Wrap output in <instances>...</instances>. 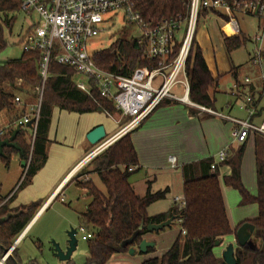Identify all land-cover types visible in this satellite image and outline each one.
Masks as SVG:
<instances>
[{"label": "trees", "instance_id": "trees-1", "mask_svg": "<svg viewBox=\"0 0 264 264\" xmlns=\"http://www.w3.org/2000/svg\"><path fill=\"white\" fill-rule=\"evenodd\" d=\"M189 3L190 0H134L135 11L145 23L150 25L166 20L183 21L187 17ZM19 6V0H0V50L7 46L3 40L4 31L12 33L15 24L14 15L19 11ZM207 12L204 10L201 15ZM247 42L248 38L240 33L232 37H223L222 44L226 54L229 55L244 47ZM93 60L100 69L126 77L136 68L147 65L144 60V47L124 33L120 34L116 42L108 48L94 53ZM40 61L39 52L22 50L19 59L0 64V112L6 113L10 121L6 133L0 135V141L9 138L15 129L13 124L18 123L28 113V108L37 103L36 89L41 85ZM186 74L189 83V100L198 106L213 109L215 98L211 90L217 86V80L211 77L195 39L191 44ZM233 75L236 80V75ZM75 76L76 72L73 69L51 63L44 83L32 147L28 145V141H31L29 131L22 127L14 138L19 150L8 147L2 149L0 163L6 168L13 155L19 154L20 159L26 161L31 151L29 165L20 187L29 185L46 162L47 132L54 108L78 114L96 112L112 116L118 113L112 101L101 97L95 89H92L90 95L79 90L75 85ZM88 85L93 87L91 83ZM15 97L20 98L21 104L14 102ZM166 102L163 101L161 105ZM251 102L250 99L249 104ZM131 132L120 137L94 160L98 165L92 173L99 178L105 193L99 191L91 181H79L78 178L89 173L82 172L74 180L75 185L85 190L87 197L91 199L85 211L78 216L77 229H82L90 235V238L86 239L88 254L86 264H107L113 255L125 253L129 248L136 246L147 233L148 224H160L171 216L176 217V221L180 223L179 236L163 255L145 260L142 264H225L222 258L213 254L215 243L221 244L224 238L234 234L239 227L233 230L229 225L220 189L218 166L229 167L230 175L223 177L222 182L225 186L238 191L240 205L257 206V217L248 223L260 235L264 245L262 139L255 142V196L249 194L241 182L240 168L245 141L231 155L228 153L226 160L217 165L213 172L210 170L213 163L211 158L181 166L184 205L182 207L175 205L168 215L149 216L147 214L149 206L163 199L167 191L151 193L148 188L143 196H139L129 183L130 175L140 170L130 140ZM3 200L4 198L0 196V220L7 215L13 216L0 222V246L10 249L40 207L32 205L9 209L5 204L1 205ZM141 226L143 228L140 230ZM135 234L133 243L122 248L121 244ZM153 250V248L148 249L147 253ZM17 251L16 247L12 251V256L18 264H21ZM2 257L3 252L0 250V260ZM234 258L235 264H264V251L245 245L234 250ZM3 264L14 263L12 259L7 258ZM27 264H36V262L31 260Z\"/></svg>", "mask_w": 264, "mask_h": 264}, {"label": "crops", "instance_id": "crops-1", "mask_svg": "<svg viewBox=\"0 0 264 264\" xmlns=\"http://www.w3.org/2000/svg\"><path fill=\"white\" fill-rule=\"evenodd\" d=\"M236 14L233 15V20L235 23L234 29L227 24L226 17H224L220 12H207L206 14L201 15V24L204 26L207 22H213L212 25L214 30L199 28L196 30L194 39L201 50V54L205 61L206 67L211 74V77L217 80V86L211 90V94L214 96L215 102L213 109L210 110L216 112L215 104L217 98L230 97L232 100L234 99V102L233 104L231 102H226L225 109L228 111L226 116L233 120L245 121L249 118L246 109H252L253 116L250 118V123L252 125L259 126L264 120V116L259 117L256 114V110L252 108L251 104L247 103V99H255V94L258 97L256 100L259 101V104H261V101L264 99V73L261 68L262 63L264 64V36L261 45L255 42V37L258 36L256 31L261 30L262 22L256 17L243 16L241 14H238V17L240 18V21H238L235 16ZM227 31H230V33ZM252 31H255L253 36H248V33ZM240 33L245 35L248 38V42L250 41V43L254 46L252 53H250L249 50L247 51L248 67H246L245 70L248 73H251L250 75L245 74L242 77H240L242 66L235 65L231 58L232 54L238 50H235L227 55L222 44L223 37H232ZM258 46H260L262 50L261 61L259 64H254L252 62L253 53ZM252 69L255 71L254 74H252ZM233 74L236 75V80ZM246 80L248 82H246ZM77 83L78 82H75V85ZM261 92H263V95ZM176 93L180 95L181 90L177 89ZM239 101H242V106L241 104H238ZM167 102L157 108L151 116H149L137 129H135L130 134L131 144L137 156L140 167V170L138 171L143 172L145 178L147 179L145 181L146 188L148 186L147 182L149 176L178 175L181 178V166L195 163L207 158H211L213 159V162H216L217 155L221 151L226 150L227 154L229 153L231 155L232 152L239 147V145L236 144L231 137V130L234 127L231 122L223 118L201 112L198 109L195 110L185 104L172 102L168 104ZM233 105L238 106L239 110L245 111L246 117L244 119L232 118L230 116ZM27 114L28 113L25 115ZM98 114H102L103 117H98L100 116ZM117 115H119L122 120L124 119L119 113ZM119 117H116V114L110 116L105 113L96 112L78 114L75 112L60 110L58 108H54L52 110L51 120L47 132V159L44 166L35 174L30 184L27 185L23 191L16 194V192H14L16 186L13 187L10 193L1 203V205L5 204L9 209L28 207L32 205H37L40 207L25 230L14 243L17 242L18 245L23 239H25V234L36 217L43 211L45 207H47V205L59 198L62 191L70 182H72L74 186L77 187L74 182V180H76L74 179L75 176L81 170H83L91 160L100 155L99 153L88 162H85L82 167L79 166V164L83 163L88 155H90L100 146V144L104 142L103 141L100 144L93 146L86 140L87 134L96 127L103 126L106 134V140L112 138L126 124L125 123L123 127L118 129V127H120L122 124V121ZM56 122L58 124H56ZM9 126V117L6 113L0 112L1 135L6 133V129H8ZM24 128L28 131H31V129L26 127ZM68 130L70 132H77V137L74 141L67 140ZM261 139L263 140L262 157L264 160V136L258 133H253L250 134L246 139L245 151L242 158L243 164L241 163L240 168L241 181L242 165H244V162H246L245 164H247L249 169H252V172L255 176V186V142L256 140L259 141ZM33 140L34 138L32 139V142ZM171 158L174 159L173 166L169 161ZM13 159L18 162L22 161L19 154L13 155L11 161ZM218 170L220 175L219 183H221V179L223 177L230 175V169L228 166H218ZM83 173L89 174H85L78 178L79 181H91L93 183L91 175H95V173H92V171L87 172L85 170ZM2 185V182H0V194ZM82 191H84L85 195L87 196V192L85 190ZM221 194L226 209L225 198L222 190ZM251 195L255 196L256 192L255 194ZM175 199L179 203H175L176 201L174 200V204L177 207H180L182 191L181 196L176 197ZM251 206L256 205L252 204ZM257 214L258 210L253 212L250 216H242L238 220L232 221L230 220L226 209L227 219L231 229L233 230L240 227L243 223H247L248 221L255 219ZM148 215L154 216L150 214ZM155 238L156 236L154 232H147L142 237V239H145L148 242H153L154 244L156 241ZM230 243L235 244V232L234 234L224 238L221 245L217 247L219 250L218 255L214 253L213 254L216 257L221 258L223 250ZM133 247L136 248L135 246ZM236 248H238V246L235 244L234 250Z\"/></svg>", "mask_w": 264, "mask_h": 264}, {"label": "built area", "instance_id": "built-area-1", "mask_svg": "<svg viewBox=\"0 0 264 264\" xmlns=\"http://www.w3.org/2000/svg\"><path fill=\"white\" fill-rule=\"evenodd\" d=\"M19 2L20 12L26 13L29 19L32 14L37 18L26 30L22 50L37 51L41 54V85L36 89L37 103L30 106L28 114L14 126L19 123L30 124L34 138L44 83L51 63L71 68L76 74L83 76L87 83L93 84V87L77 83L76 87L79 90L90 94L92 89H95L101 97L112 101L115 110L123 118L128 119L116 135L100 144L79 166L82 167L85 162L106 150L117 139L138 128L163 101L185 104L231 122L234 126L231 137L238 145L244 143L250 134L258 133L264 136V120L259 126L250 123L252 109H246L248 120L237 121L193 104L188 98L189 83L186 74L197 20L202 11L220 12L233 29L235 28L233 15L236 13L260 19L262 36L255 37V42L261 45L264 36V0L244 2L190 0L189 11L183 21L166 20L154 25L143 21L135 11L134 0H19ZM118 14L138 28L140 35L134 40L144 47V60L147 64L136 68L128 77L100 69L93 60V54L88 53L89 41L106 31L108 26H112L110 16ZM261 54V47L258 46L253 53L254 64L260 63ZM177 89L181 90L180 95L176 93ZM14 102L21 104L19 97H15ZM247 103H250V99H247ZM226 156V150L218 153L217 161L211 164L210 170L215 171L216 166L226 160ZM169 161L173 166L174 159L171 158ZM183 205V201L180 200V207ZM88 238H90L88 234L82 237L83 240Z\"/></svg>", "mask_w": 264, "mask_h": 264}, {"label": "rangeland", "instance_id": "rangeland-1", "mask_svg": "<svg viewBox=\"0 0 264 264\" xmlns=\"http://www.w3.org/2000/svg\"><path fill=\"white\" fill-rule=\"evenodd\" d=\"M15 16V24L12 29V33L9 34L6 30L4 31L3 40L7 43V46L0 50V64H3L9 60H17L20 58L23 47V40L26 33V30L30 27L32 22L36 21L37 18L34 14H32L31 19L27 17V14L24 12H16ZM238 21L240 18L238 14L235 15ZM110 20L112 21V26H108L106 31L100 33L98 36L92 38L88 43V53L94 54L98 51H102L112 45L118 39L119 35L124 33L129 36L130 39H135L139 37L140 32L136 26L128 23L124 20L119 14L111 15ZM213 22H207L203 26L201 24V14L197 20L196 30L199 28H204L208 30H214L212 25ZM229 29V28H228ZM226 30V28H225ZM228 32V31H227ZM258 33V37L262 36V30L256 31ZM230 33V31L228 32ZM255 31L249 32L248 36H253ZM253 44L247 42L245 47L238 49V51L232 54L231 58L235 65L242 66L240 71V77L243 75H250L251 72H247L245 69L248 67L247 65V51L250 53L253 52ZM262 55V54H261ZM262 71L264 73V64L262 63ZM253 70V69H252ZM255 71H252L254 74ZM256 75V74H255ZM75 82L78 83H87L86 79L76 74L74 78ZM263 95V92H261ZM258 97L255 94V99H252V106L254 110H256V114L259 117L264 116V99L259 104V101L256 100ZM38 100V99H37ZM234 100V99H233ZM230 97L217 98L215 109L216 112L223 117H227L228 111L225 109L226 102L233 101ZM238 104H241L242 101H239ZM263 106V107H262ZM197 110L196 108H193ZM223 110V111H221ZM118 113L116 112V117ZM100 115V116H98ZM98 117H103L102 114H98ZM245 111L239 110L238 106L233 105L232 112L230 116L232 118L244 119ZM120 118V117H119ZM121 119V118H120ZM122 124L119 128L123 127L125 123L128 122L127 118L121 119ZM56 124H58L56 122ZM31 137V141H28V145L32 147V139L33 134L32 131L28 132ZM255 134V133H254ZM68 141H74L77 137V132H67ZM232 141V139H231ZM249 148V147H248ZM31 151H29L28 159L25 162V166H22V161L18 162L14 159L10 161L9 166L6 168L2 163H0V182H2L1 189V198H5L11 191L13 187L16 186L14 192L20 193L25 189L26 186L20 187L22 184L25 169L29 165ZM101 154V153H100ZM95 158L91 160L88 165L81 170L74 179L78 177L80 173L84 170L87 172L94 171L96 166L98 165ZM242 165V185L244 188L250 193L255 194L256 186H255V176L252 172V169L247 166V164ZM243 164V163H242ZM249 170V171H248ZM91 178L93 180L94 185L105 193V188L97 178L96 174H92ZM129 183L132 187L135 188V192L139 196H143L146 190L149 188L151 193H156L159 191H167L165 196L160 201H157L149 206L147 209V213L150 215L155 214H169L172 207H175V203H179L175 198L181 196V187L182 180L178 175H155L149 176L147 182V188L145 181L147 180L141 171H136L129 177ZM221 190L224 194L226 209L230 220H238L242 216H250L253 212H256V206H241L240 205V195L238 191L225 186L222 182L220 183ZM90 198L85 195V192L81 189L74 186L72 182H70L67 187L62 191L59 198L51 202L47 207L43 209V211L36 217L34 222L28 228L25 239H23L17 245V252L19 256V260L21 264H27L29 261L34 260L36 264H86L88 259L87 254V244L86 240H83L82 237L86 236L85 231H80L78 229V216L82 214L86 206L90 203ZM175 200V201H174ZM170 218V217H169ZM168 218V219H169ZM71 229H76V240L77 247L74 253L71 256V259L67 262L59 261L54 255L53 246L57 244L62 251H65L68 241V232ZM181 231L180 223L178 221H173L172 224L161 231L154 232L156 236L155 246L153 252L150 253H140L137 249L135 254L132 255L129 251L125 253H119L113 255L107 264H142L145 260L160 257L166 251H168L175 240L179 236ZM247 245L250 248L257 249L259 251H264V245L260 238V235L257 234V231L253 233L251 238L249 239ZM213 253L218 255L219 250L217 247L213 249Z\"/></svg>", "mask_w": 264, "mask_h": 264}, {"label": "water", "instance_id": "water-1", "mask_svg": "<svg viewBox=\"0 0 264 264\" xmlns=\"http://www.w3.org/2000/svg\"><path fill=\"white\" fill-rule=\"evenodd\" d=\"M22 127H26L30 129L31 125L30 124H25L22 125L21 123L17 124L11 135L9 136L8 139L0 141V157L2 156V149L4 147L8 148H14L16 150H19L16 144L14 143V138L16 134L19 132V130ZM86 140L93 146H96L100 144L101 142L106 140V134L103 126H98L92 131H90L87 136ZM22 165L25 166V162L22 161ZM13 216V215H8V217ZM7 217V218H8ZM176 220V217L171 216L169 219L166 221L160 223V224H148L146 226V231L148 233L152 232H158L163 230L164 228L170 226L173 221ZM143 228V226L140 227V230ZM254 233V227L250 223H243L235 232V244L238 247H244L247 245L249 239L251 238L252 234ZM76 234L77 230L76 229H71L68 232V241H67V246L65 251H62L60 247L57 244H54L53 246V252L54 255L59 261L62 262H67L71 259L72 254L76 250L77 247V240H76ZM136 234L133 235V237L121 244V247L124 248L125 246L131 245L133 243V239L135 238ZM234 243L228 244L225 249L222 252L221 258L225 264H235V258H234ZM221 244L219 242L215 243V247H219ZM17 242L14 243L10 249H5L4 247L0 246V250L3 252V257L0 260V264H3L4 261L7 258L12 259L14 264H18V262L13 258L12 256V251L16 248ZM155 244L153 242H148L145 239H142L134 248L131 247L129 248V253L134 255L136 250L138 252L146 254L148 252V249L154 248Z\"/></svg>", "mask_w": 264, "mask_h": 264}, {"label": "flooded vegetation", "instance_id": "flooded-vegetation-1", "mask_svg": "<svg viewBox=\"0 0 264 264\" xmlns=\"http://www.w3.org/2000/svg\"><path fill=\"white\" fill-rule=\"evenodd\" d=\"M7 217H8V215H7L5 218H2V219L0 220V222L6 221V220H7Z\"/></svg>", "mask_w": 264, "mask_h": 264}]
</instances>
